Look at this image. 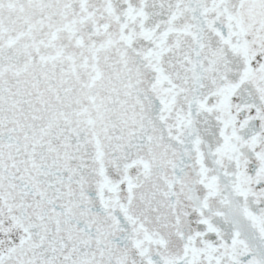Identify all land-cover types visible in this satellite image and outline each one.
<instances>
[{
	"label": "snow or ice",
	"instance_id": "snow-or-ice-1",
	"mask_svg": "<svg viewBox=\"0 0 264 264\" xmlns=\"http://www.w3.org/2000/svg\"><path fill=\"white\" fill-rule=\"evenodd\" d=\"M0 264H264V0H0Z\"/></svg>",
	"mask_w": 264,
	"mask_h": 264
}]
</instances>
